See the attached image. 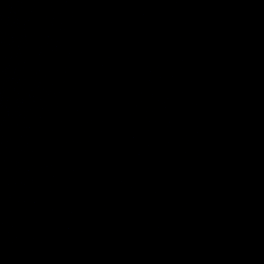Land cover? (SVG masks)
I'll use <instances>...</instances> for the list:
<instances>
[{"label": "water", "instance_id": "95a60500", "mask_svg": "<svg viewBox=\"0 0 264 264\" xmlns=\"http://www.w3.org/2000/svg\"><path fill=\"white\" fill-rule=\"evenodd\" d=\"M0 264H264V0H0Z\"/></svg>", "mask_w": 264, "mask_h": 264}]
</instances>
